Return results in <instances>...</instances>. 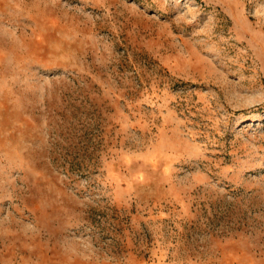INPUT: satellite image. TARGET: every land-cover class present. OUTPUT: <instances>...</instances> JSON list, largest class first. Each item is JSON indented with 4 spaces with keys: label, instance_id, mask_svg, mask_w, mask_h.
<instances>
[{
    "label": "rangeland",
    "instance_id": "obj_1",
    "mask_svg": "<svg viewBox=\"0 0 264 264\" xmlns=\"http://www.w3.org/2000/svg\"><path fill=\"white\" fill-rule=\"evenodd\" d=\"M0 264H264V0H0Z\"/></svg>",
    "mask_w": 264,
    "mask_h": 264
}]
</instances>
